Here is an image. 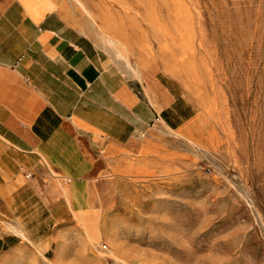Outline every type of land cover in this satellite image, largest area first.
<instances>
[{"label": "rangeland", "instance_id": "374dc122", "mask_svg": "<svg viewBox=\"0 0 264 264\" xmlns=\"http://www.w3.org/2000/svg\"><path fill=\"white\" fill-rule=\"evenodd\" d=\"M77 1L66 17L110 65L193 115L63 180L74 219L0 264H264V0Z\"/></svg>", "mask_w": 264, "mask_h": 264}, {"label": "crops", "instance_id": "0c3cea01", "mask_svg": "<svg viewBox=\"0 0 264 264\" xmlns=\"http://www.w3.org/2000/svg\"><path fill=\"white\" fill-rule=\"evenodd\" d=\"M65 3L0 0V253L24 241L48 250L79 212L63 180L193 115L170 85L158 92L110 65Z\"/></svg>", "mask_w": 264, "mask_h": 264}, {"label": "bare ground", "instance_id": "6f19581e", "mask_svg": "<svg viewBox=\"0 0 264 264\" xmlns=\"http://www.w3.org/2000/svg\"><path fill=\"white\" fill-rule=\"evenodd\" d=\"M77 1V0H76ZM75 3V2H74ZM77 4H79L80 5V3L77 1ZM81 6V5H80ZM58 8V7H57ZM79 8V7H78ZM81 8V7H80ZM34 9V8H33ZM60 10V9H59ZM81 10V9H80ZM63 11V10H62ZM64 14H65V12H64ZM86 14V13H85ZM34 15V14H33ZM73 17V16H72ZM71 22V21H70ZM72 22H73V20H72ZM109 23V22H108ZM118 23V22H117ZM146 24V23H145ZM130 32V31H129ZM151 33V32H150ZM151 37V36H150ZM107 40V42L108 43H111V44H113V42L109 39V38H107L106 39ZM111 44H109V45H111ZM131 44V43H130ZM119 48V47H118ZM121 52V51H120ZM119 56H121L120 54H119ZM123 58V57H122ZM193 146V145H192ZM88 241V240H87ZM92 242V241H91ZM92 244V243H91ZM111 254V253H110Z\"/></svg>", "mask_w": 264, "mask_h": 264}]
</instances>
